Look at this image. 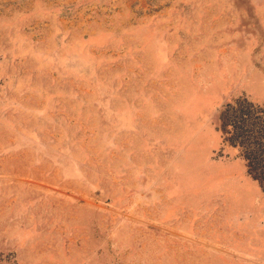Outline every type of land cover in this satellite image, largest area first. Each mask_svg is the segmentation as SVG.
<instances>
[{
    "label": "rangeland",
    "instance_id": "obj_1",
    "mask_svg": "<svg viewBox=\"0 0 264 264\" xmlns=\"http://www.w3.org/2000/svg\"><path fill=\"white\" fill-rule=\"evenodd\" d=\"M237 98L264 126V0H0V264H264Z\"/></svg>",
    "mask_w": 264,
    "mask_h": 264
},
{
    "label": "trees",
    "instance_id": "obj_2",
    "mask_svg": "<svg viewBox=\"0 0 264 264\" xmlns=\"http://www.w3.org/2000/svg\"><path fill=\"white\" fill-rule=\"evenodd\" d=\"M240 101L237 98L233 102H227L221 113L231 110L236 113L238 124L233 126L234 134L229 140L243 147V154L249 165L250 163H256L255 158L261 155V151H264V136L262 131V129L264 130V126L258 127L252 122V124H248L249 120L247 118L251 115L248 110L250 106L247 102Z\"/></svg>",
    "mask_w": 264,
    "mask_h": 264
},
{
    "label": "crops",
    "instance_id": "obj_3",
    "mask_svg": "<svg viewBox=\"0 0 264 264\" xmlns=\"http://www.w3.org/2000/svg\"><path fill=\"white\" fill-rule=\"evenodd\" d=\"M214 228V227H213ZM211 226H207L206 228H195L194 233L198 236H200V242L206 243L207 245L211 247H215V245L218 244V240L215 237V234L218 232H221V235L225 236V234H222V232H226L224 229L220 228H214ZM217 231V232H215ZM247 241L252 247H257L256 249L259 251H262L264 253V232L255 231V230H248L247 231ZM224 241V239H221Z\"/></svg>",
    "mask_w": 264,
    "mask_h": 264
}]
</instances>
